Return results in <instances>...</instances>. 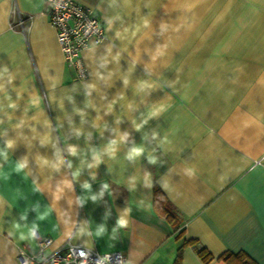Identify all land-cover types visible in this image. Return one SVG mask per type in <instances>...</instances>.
<instances>
[{"label": "crops", "instance_id": "1", "mask_svg": "<svg viewBox=\"0 0 264 264\" xmlns=\"http://www.w3.org/2000/svg\"><path fill=\"white\" fill-rule=\"evenodd\" d=\"M77 1L105 32L81 52L84 78L64 62L47 0H0V173L13 169L0 264L37 252L33 225L51 238L45 255L70 241L172 264L194 238L213 259L186 245L181 264H226L225 250L264 264V0Z\"/></svg>", "mask_w": 264, "mask_h": 264}, {"label": "built area", "instance_id": "2", "mask_svg": "<svg viewBox=\"0 0 264 264\" xmlns=\"http://www.w3.org/2000/svg\"><path fill=\"white\" fill-rule=\"evenodd\" d=\"M47 2L48 22L55 30L64 62L74 67L78 78H84L86 68L81 52L89 44L101 42L105 38L104 26L90 7L77 0ZM34 237L38 245L37 252L26 253L18 249L20 264H128L120 250L100 252L70 241L45 255L43 249L51 243V238L36 233Z\"/></svg>", "mask_w": 264, "mask_h": 264}, {"label": "trees", "instance_id": "3", "mask_svg": "<svg viewBox=\"0 0 264 264\" xmlns=\"http://www.w3.org/2000/svg\"><path fill=\"white\" fill-rule=\"evenodd\" d=\"M153 203L158 213L166 218L177 229L179 217L175 210L171 208L168 200L157 186H154L153 188ZM182 235L183 232L180 230L176 233L175 238L179 240L182 238ZM186 245H191L195 248L198 256L204 263H208L213 259V255L204 246L200 245L196 239L182 238L181 243L177 247L176 255L172 264H181V251ZM217 259L223 260L226 264H257L256 260L243 250H225L217 256Z\"/></svg>", "mask_w": 264, "mask_h": 264}, {"label": "clouds", "instance_id": "4", "mask_svg": "<svg viewBox=\"0 0 264 264\" xmlns=\"http://www.w3.org/2000/svg\"><path fill=\"white\" fill-rule=\"evenodd\" d=\"M89 87L92 88V87H94V85H89ZM2 89H3V85H0V90H2ZM9 106H10V107H15L14 104H10ZM121 139H123V137H122ZM115 143H116V141H113L112 144L109 145V151H113V146L115 145ZM10 146H11V143H9V147H10ZM71 151H72V154L75 155V149L73 148V149H71ZM143 151H144L143 148H141V147H135V148H133V149L129 152V154H128V155H129V158L138 157V156H140V155L142 154ZM95 158H96L97 162H99V156L97 155ZM150 159H151V158H150ZM152 162L154 163L155 161L152 160ZM18 167H23V165H19ZM188 175H189V176L193 175L192 170H188ZM85 187H87V185H85ZM105 187H107V185H105ZM93 199H95V197H93ZM119 224H120V226H126V221H124L123 219H121V220L119 221ZM17 227H19V225H17ZM31 234H32V235H35V225H33V228H32V231H31ZM23 238H24V237H23V235H22V236H21V239H23ZM82 255H83V254H82Z\"/></svg>", "mask_w": 264, "mask_h": 264}, {"label": "snow or ice", "instance_id": "5", "mask_svg": "<svg viewBox=\"0 0 264 264\" xmlns=\"http://www.w3.org/2000/svg\"><path fill=\"white\" fill-rule=\"evenodd\" d=\"M11 171H13V169L10 168V169L5 170L4 172L0 173V183L4 182L5 177L7 175H10ZM262 220H264V212H262Z\"/></svg>", "mask_w": 264, "mask_h": 264}]
</instances>
